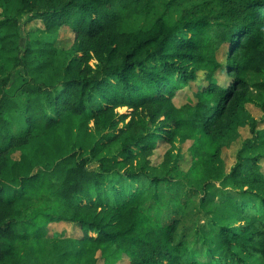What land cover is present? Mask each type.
Segmentation results:
<instances>
[{
  "label": "trees",
  "instance_id": "16d2710c",
  "mask_svg": "<svg viewBox=\"0 0 264 264\" xmlns=\"http://www.w3.org/2000/svg\"><path fill=\"white\" fill-rule=\"evenodd\" d=\"M0 9V264H264V128L248 109L264 113V0ZM37 21L22 47L20 25ZM245 127L227 171L223 149ZM13 150L28 171L10 169ZM62 222L82 236L51 232Z\"/></svg>",
  "mask_w": 264,
  "mask_h": 264
},
{
  "label": "rangeland",
  "instance_id": "374dc122",
  "mask_svg": "<svg viewBox=\"0 0 264 264\" xmlns=\"http://www.w3.org/2000/svg\"><path fill=\"white\" fill-rule=\"evenodd\" d=\"M0 13H1V9H0ZM41 25H42V23L38 22V21L32 23V25H30V26L27 25L26 27L24 24L20 25L21 46L22 47H24L26 44V37H27L26 32H27L28 28L29 27H41ZM73 44H74L73 32L69 28H63L62 30H60L59 39L57 40V46L59 48L65 49V50H69L73 47ZM218 59L221 62L225 61V59H226V46H223L222 49L219 51ZM92 63L96 64L95 61H93ZM197 86H198V83L194 82L191 84V88H189L188 90H184V91L179 92L177 97L175 98L176 103L178 105H181V104H184L185 102H187L188 97H191V94L197 90ZM248 109L250 110L251 114L257 120H259L261 122L260 128H264V113L258 107H255V106H249ZM126 111H127L126 109H119L118 110L119 113H125ZM89 130L91 132L94 131L93 124H90ZM240 134L241 135L238 138V140L236 142H234L231 147L223 149L222 155H223V158H224L225 163H226L227 171L230 170V168L235 163L237 151L240 149L243 142L252 137V134L250 132L249 127L241 128ZM94 135H96V134H94ZM192 143H193L192 141H187L186 143H181V142L177 143V148H176L177 150L175 151V153L181 155V158H182L181 168L184 171H188L190 166H191V154H190L189 148L192 145ZM169 149H170V146L168 144L161 143L159 145L158 149L156 150L154 157L152 158V165L153 166L160 165L164 160L165 153ZM52 151H54L53 147L52 148H46L45 149V155H47L46 153H49V156H50L52 154ZM28 152H30V151L25 150V153H28ZM85 154L88 155V151H86ZM55 155H57V154H55ZM54 157L52 156V160H54ZM30 161H31V159H29V158L23 160V152L21 150H13L10 153V164H11L10 169L13 168L17 172L28 171ZM16 165H18L17 168L15 167ZM263 168H264V162H263ZM10 176H12V172H10ZM199 199H200V196L198 197V199L196 198V202ZM207 216H208V214H207ZM188 219H190V217H188ZM49 227H50L51 232H59V233L64 232V233H66L67 236H71V237H81L82 236V232H81L78 225L62 222V223L51 224ZM125 259L126 258H124V260L121 261L119 264H128V261ZM103 262L104 261L100 258L99 264H103Z\"/></svg>",
  "mask_w": 264,
  "mask_h": 264
}]
</instances>
